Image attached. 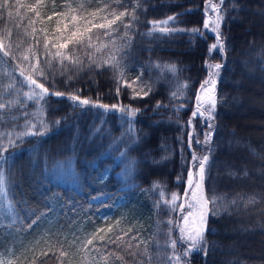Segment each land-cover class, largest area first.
Masks as SVG:
<instances>
[{"label": "trees", "instance_id": "trees-1", "mask_svg": "<svg viewBox=\"0 0 264 264\" xmlns=\"http://www.w3.org/2000/svg\"><path fill=\"white\" fill-rule=\"evenodd\" d=\"M23 2L35 4L36 0ZM68 2L77 7L78 0ZM79 2L86 4V14L109 0ZM205 2L123 0L129 11L136 3L143 11L136 9L139 23L134 25L135 32L128 33L132 42L117 55L124 69L120 84L107 65L89 70L86 54L79 50L85 67L75 74L69 71L40 81L49 92L78 94L109 106L139 109L134 122L136 142L122 135L127 125L121 127L123 121L110 113L101 116L94 109L74 108L70 101L54 96H48L42 105L28 100L17 92L29 89L20 88L22 78L13 66L20 64L27 75L29 62L9 60L7 65L0 64V103L20 100V104L0 109V133H44L17 140L15 148L7 146V135L0 136V250L13 246L14 264H33L34 260L39 264L36 258L45 264H174L176 252L187 264H264V0H224L222 5L220 0H208L224 10L220 27L226 46L224 58L217 50L209 55V47L216 40L203 29ZM10 3L15 5L16 0ZM45 3L41 9L43 23L37 20L31 27L44 28L51 37L57 17L47 20L52 15L53 0ZM64 3L55 0V11H66L60 7ZM189 9V14L179 16L178 22L168 27L201 29L205 39L192 40L183 34L167 38L145 35L151 28L149 21L164 20ZM8 11L13 15L4 13L0 18V38L7 29L13 33V40L24 41L15 50L20 56L33 39L24 35L26 28L31 32L27 19L32 14L20 8L17 16L15 6ZM212 13L209 11L208 17ZM116 41L118 45L125 43L118 37ZM94 42L107 44L108 40L94 37ZM206 62L224 64L217 77L210 153L209 146L196 144L197 139L204 140L205 123L198 116L189 125L196 94L208 76ZM170 65H175L174 72ZM141 73L142 81L133 88L141 95L151 88L148 96L133 100L128 88L117 94L123 81L131 82ZM173 92H177L176 97ZM41 120L46 129L41 127ZM101 120L107 123L94 135L90 130L94 125L99 128ZM29 122L35 128L29 127ZM193 132L190 148L189 133ZM193 152L200 158L210 156L205 194L215 193L224 199L215 206L219 214L207 217L206 244L201 245L207 254L194 250L185 256V245L175 227L180 212L172 211L165 202L173 193L185 199L187 173L196 171ZM68 164L72 176L64 181L59 167ZM154 184L159 187L154 188ZM169 220L173 222L170 232ZM93 233V244L84 248ZM100 236L105 241L117 236L124 241L136 237L130 249L136 255H128L116 244L105 247ZM171 237L176 240L175 249L170 245ZM104 256H108L107 261Z\"/></svg>", "mask_w": 264, "mask_h": 264}, {"label": "snow or ice", "instance_id": "snow-or-ice-1", "mask_svg": "<svg viewBox=\"0 0 264 264\" xmlns=\"http://www.w3.org/2000/svg\"><path fill=\"white\" fill-rule=\"evenodd\" d=\"M224 0H220V5H222ZM220 5H212L205 2L204 15L205 20L203 21V29L210 34H213L216 43H213L209 47V55L213 50H217L221 54L222 58L226 54V46L224 43L223 34L220 31L221 24L224 22L223 9ZM17 7L16 15L19 16V9H28L32 16L28 17L27 23L31 27L36 23L37 20H41V9H44L47 5L45 0H36L35 4L24 3L23 0H16V4L10 3V0H2L0 2V18H3V14L7 13L8 17H12L13 13L8 11L12 7ZM55 0L52 3V15L47 16V20H52L53 16L57 17L56 27L53 29L51 37L47 34V30L44 28L36 29L31 27V32H28L27 28L24 31V35L32 37V42L28 44V47L17 56L15 50H19L24 41L16 42L13 40V33L9 30L3 32L2 38H0V64L7 65L9 60L17 61L21 63L24 61L29 62V68L27 69L28 74L26 75V70L20 66V64H15L13 70L17 71L19 76L22 78L20 80V88L27 87L28 92H17L20 95L27 97L28 100L35 102L37 105H42V103L47 102L48 96H54L59 99H66L72 103V106L79 107L86 110H97L101 116L107 114H112L117 117L118 120L123 121L124 125H127L125 132L122 134L127 137L128 140L136 142L134 122L139 109H132L129 106H121L113 104L111 106L102 104L99 102H93L88 98H81L78 94H65L62 92H49V89L45 87V83L40 82L41 80L47 81L50 75H66L69 71L74 74L85 67L83 63V58L77 54L79 52L85 53L88 59L87 67L89 70L92 68H101L107 65L114 71V77L117 83L123 80L124 69L121 67V60L117 59V55L122 53L125 46H130L132 42V37L128 35L129 32H135L136 29L134 25L139 23V18L136 16V9L140 8V4L136 3L132 11H129L128 7L125 6L123 0H109L108 3L104 4L103 7L97 8L96 11L91 13H86V4L84 2H77V7L73 8L72 4L65 0L63 7L66 9L64 12H57L55 8ZM122 8L123 11H118ZM233 10L239 11L238 8ZM192 10L189 9L185 13H178L173 16H168L164 20L160 21H149L151 25L150 30L145 34L148 37H153L156 35L162 37H170L177 34L188 35L192 40L199 38L205 39L204 31L197 28L183 29L179 27H168L169 24H176L178 22V17L181 15L189 14ZM209 11L214 12L215 19L211 20L208 18ZM32 17H35L33 19ZM88 17H91L89 19ZM127 18V22H126ZM24 19V17H20ZM123 33V35H121ZM18 35V34H17ZM94 37L96 40H102V38H107L108 43L97 44L94 42ZM124 40V44L118 45L116 38ZM191 42V41H190ZM101 54V55H97ZM104 55H107V59H104ZM35 61L34 63L32 61ZM206 68L209 69L207 78L201 83L200 90L196 94V109L192 112L189 125H191V120L196 117H200L205 123L207 131L204 132V140H196L197 145H207L209 146L208 151L211 152V138L215 132V110L217 106L216 98V85L218 83L217 77L219 76L220 70L224 67V64L215 63L208 64L206 62ZM170 69L174 72L176 70L175 65H170ZM142 73L137 76L135 80L131 82L123 81L120 87H117L116 92L119 95L122 88L132 89L131 99L135 100L137 98L143 99V97L148 96L151 88L148 91H144L143 95L137 92L133 85L138 81H142ZM71 80L72 76H68ZM173 97L177 96V92L172 93ZM223 100V98H221ZM14 104H20V100L17 98L15 100H8L6 102L0 103V109H6ZM161 107V105H157ZM59 124V121L55 122ZM106 120H101V126L96 128L94 125V130H90L94 135L101 133L103 125L106 124ZM41 127L47 128V125L41 120ZM29 127L35 128V125H31L29 122ZM194 127V126H193ZM43 132L26 130L18 133H0V136H8V147L15 148L16 142L19 140L23 141L25 136H36L43 135ZM106 134H110L107 133ZM195 133H189V147L191 148V142ZM15 136V139H13ZM3 145H0L2 147ZM10 155V153H9ZM121 155H125L121 153ZM192 160L196 165V171L193 172L191 169L187 173V188L184 193L185 199L182 200L178 194L173 193L171 199L165 203L169 205L172 211H179L181 213V220L177 221L175 227L179 230V240L183 242H190L189 247L186 249L184 255L187 256L192 251H204L207 254L206 248L202 249L201 245H205L206 241L204 239V233L206 231V222L209 214L216 216L219 214L220 209L215 207L218 202L223 201V197L217 196L213 193L211 196L205 194L204 180L209 171L208 165L210 161L209 155H204L202 158L198 157L194 152L192 154ZM3 161H0L2 163ZM234 175V173H230ZM246 175V173H245ZM179 182V179H178ZM154 188L159 187L158 184L153 185ZM211 191V190H210ZM163 196V193H161ZM96 199V197H93ZM178 200L182 202L177 203ZM250 202H253L250 200ZM235 204V201H232ZM212 205L213 207H209ZM188 209H193L194 211H185V207ZM104 219V218H102ZM170 226L169 232L171 231V226L173 222L168 221ZM101 231L97 229V232ZM131 231V230H129ZM95 233L92 234V239H87L83 244L84 248L93 244V239H95ZM101 241H105L104 236H100ZM136 237H131L128 241H124L122 237L117 236L115 240L108 239L105 241V247L112 244H116L117 247H122L123 250L127 252L128 255L135 256L136 253L130 251L132 248V240ZM171 246L175 248L176 240H171ZM64 253H61L63 256ZM112 255L109 253V256ZM43 256H47V253H43ZM106 261L108 256L102 257ZM39 264H45V261L40 258ZM116 259L123 260L122 256H117ZM179 264V257H172ZM0 264H14V261H4L0 260ZM36 264V260L33 261Z\"/></svg>", "mask_w": 264, "mask_h": 264}, {"label": "rangeland", "instance_id": "rangeland-1", "mask_svg": "<svg viewBox=\"0 0 264 264\" xmlns=\"http://www.w3.org/2000/svg\"><path fill=\"white\" fill-rule=\"evenodd\" d=\"M215 13L213 12L211 15H209L208 18L213 19ZM72 173V168H71V164H68L67 166H60L59 167V175H60V179L66 181V177L68 175H71ZM72 176V175H71ZM70 184H73L72 181L69 182ZM162 192H160L161 194ZM185 211H194L193 209H188L187 206L185 207ZM177 221L182 222L181 220V213H180V217ZM55 228H53L54 230ZM178 230V228L176 229ZM178 234H179V230H178ZM174 237H171V240H175L173 239ZM185 247L183 248V250H186L189 247L190 242H183ZM171 245V243H170ZM178 248V247H177ZM175 249V248H174ZM173 250V248H172ZM13 253H14V247L13 246H9V248L7 250H0V260H4V261H12L13 260ZM182 254V253H181ZM175 256V255H174ZM175 257H179V264H187V261L185 259H183L181 257V255H179V252H176V256ZM177 264V261L175 260V263Z\"/></svg>", "mask_w": 264, "mask_h": 264}]
</instances>
